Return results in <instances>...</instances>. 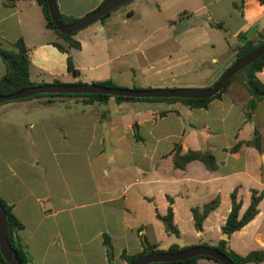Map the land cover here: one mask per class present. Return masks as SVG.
Returning <instances> with one entry per match:
<instances>
[{
  "label": "crops",
  "instance_id": "1",
  "mask_svg": "<svg viewBox=\"0 0 264 264\" xmlns=\"http://www.w3.org/2000/svg\"><path fill=\"white\" fill-rule=\"evenodd\" d=\"M56 1L60 14L80 20L106 0ZM121 10L76 33L75 49L47 27L37 2L0 0V48L16 52L22 39L38 84L204 90L236 62L240 35L255 44L264 35L260 0H132ZM6 73L0 58V80ZM245 78L207 108L114 98L89 105L76 97L0 105V197L24 226L18 236L31 264H111L105 236L112 264H123V253L141 254L143 237L162 251L228 240L240 256L264 252V199L246 227L223 233L234 193L240 216L254 191L264 194V98L249 118ZM257 78L264 85V69ZM255 131L261 150L248 145ZM178 149L212 154L216 169L200 161L176 168ZM216 200L197 230L193 210ZM169 208L179 237L158 218Z\"/></svg>",
  "mask_w": 264,
  "mask_h": 264
},
{
  "label": "trees",
  "instance_id": "2",
  "mask_svg": "<svg viewBox=\"0 0 264 264\" xmlns=\"http://www.w3.org/2000/svg\"><path fill=\"white\" fill-rule=\"evenodd\" d=\"M31 1H35L37 2L39 6H41L45 19L47 21V27L49 29L53 30L58 35L59 38L66 41L72 48H75V49L81 48L80 43H78L77 41L73 39V36L76 34L63 35L60 32H58L53 21L51 20V16L48 10L47 0H31ZM107 1L108 0H106L105 2ZM260 2L264 6V0H260ZM111 14L112 13L106 15L101 21H105L107 18L110 17ZM60 15H61L62 22L65 25L73 24L79 21V19L65 17L62 14ZM240 40H241V45L238 47L236 51L237 52L236 61L244 58L245 56L251 54L256 49H258L264 43V35L261 37V40L257 44L247 39L245 35H240ZM55 47H57L59 50L63 52H66V49L63 48L59 44H55ZM16 49H17L16 52H9V51H5L0 48V58L2 59V61L4 62L7 68V73L5 77L0 80V96L12 95L16 92L44 84V83L42 84L34 83L30 80V58H29L28 50L22 39H20L16 43ZM263 69H264V57H262L261 59L256 61L251 66L241 71V72H244V71L246 72L247 86L251 93L252 91L248 85V82L249 81L255 82L256 87L258 89V97L256 101L264 98V85L257 78V73L261 72ZM69 70L73 72L74 74L79 73L75 69V65L71 59H69ZM241 72H239L238 74H240ZM237 75H235L231 79V81L228 83V85L224 88V90L221 93H219L218 95L210 99H203V100L201 99H198V100H192V99L140 100V99H132V98H114V99L117 102H144V101H147V102H183L192 108H207L208 105L213 100L220 98L221 95L224 94L228 90V88L230 87L231 83L235 80ZM53 84L60 85L61 83L59 81H56ZM98 85L105 86V87L118 88L111 82L99 83ZM40 97H49V98L76 97V98L84 99L85 103L89 105L94 104L96 102L105 103L112 98L110 96H105V95H39V96L27 98V99L40 98ZM27 99H24V100H27ZM255 108H256V105L254 106L253 111L255 110ZM253 111H251L250 114H252ZM248 145H253L259 150H261V137L257 131H255V138L250 143H248ZM237 148L238 147H236L235 149ZM180 152H181L180 149H178L175 155V166L178 169H181V170L184 169L187 166V164L193 161L202 162L210 171H214L216 169V163H215L214 157L212 154L208 152L206 153L189 152L188 154L183 155V156L180 155ZM263 199H264L263 193L259 194L258 192L254 191L252 193L251 204L249 208L247 209V211L245 212L243 216H240L242 203L238 200L237 194L234 193L232 195V209L228 216L226 224L223 227L224 235L230 238L234 233L241 231L252 220H254V218L259 213L258 207ZM0 202L2 206L4 207L6 214H7L8 237H9L10 244L22 264H31L30 257L28 253L26 252L25 247L20 242L19 236H18L19 232L24 228V226L14 215L12 207H10L1 197H0ZM218 206H219V201L216 200L212 203L205 205L202 209L193 210V217L195 220V227L197 230L203 229L204 221L213 211H215L218 208ZM158 218L164 223L168 234L174 235L176 237L180 236V232L178 228L176 227V225L174 224V214H173L172 208H169L166 216L164 217L159 216ZM104 245L107 250L108 260L112 264L114 260V249L111 244L110 238L107 236H105ZM142 245H143L144 251L141 254L129 256L126 253H123L121 255L123 264H130L149 254H156V253H161V252L179 253L184 250L193 248V247H188V248L181 249L177 246H173L168 251H162L158 249L157 246L151 245L148 239L145 237L142 238ZM214 249L228 256L235 264H264V252L255 251L243 257L230 250L228 240L220 241L218 246L214 247ZM202 259H207V260L216 262L215 260L208 258V257H196V258L183 261V262H179V263H163V264H198V262ZM216 263L219 264L218 262ZM0 264H8L5 261V259L2 257L1 252H0Z\"/></svg>",
  "mask_w": 264,
  "mask_h": 264
},
{
  "label": "water",
  "instance_id": "3",
  "mask_svg": "<svg viewBox=\"0 0 264 264\" xmlns=\"http://www.w3.org/2000/svg\"><path fill=\"white\" fill-rule=\"evenodd\" d=\"M132 0H108L98 9L79 21L65 25L62 22L60 11L56 0H47L49 14L58 32L63 35L76 34L91 25L100 22L106 15L129 4ZM264 57V43L251 54L236 61L211 88L204 90L196 89H126L105 87L98 84H43L29 89L16 92L12 95L0 96V105L24 100L39 95H105L112 98H132V99H210L221 93L228 85L231 79L242 70L254 64ZM248 85L253 94V100L250 103V111H253L258 89L254 81H249ZM252 118V114L249 115ZM228 237V236H226ZM227 239V238H226ZM0 252L8 264H22L13 250L8 237L7 214L0 202ZM196 257H208L219 264H235L228 256L218 250L208 246H197L179 253L161 252L146 255L130 264H163L179 263Z\"/></svg>",
  "mask_w": 264,
  "mask_h": 264
},
{
  "label": "rangeland",
  "instance_id": "4",
  "mask_svg": "<svg viewBox=\"0 0 264 264\" xmlns=\"http://www.w3.org/2000/svg\"><path fill=\"white\" fill-rule=\"evenodd\" d=\"M127 5H128V4L122 6L123 8L120 7V9H122L121 11H124V9H126ZM244 76L246 77V72H245V71H244V72H241L240 74H238V75L236 76L235 80H238V79H240V78H242V77H244ZM245 81H246V78H245ZM245 86H246V88L248 89L247 81H246ZM196 90H200V89H196ZM259 100H260V99H259ZM214 263H216V262H214Z\"/></svg>",
  "mask_w": 264,
  "mask_h": 264
}]
</instances>
